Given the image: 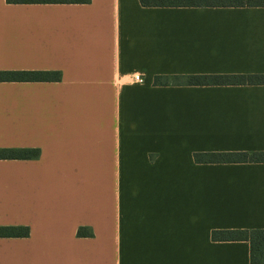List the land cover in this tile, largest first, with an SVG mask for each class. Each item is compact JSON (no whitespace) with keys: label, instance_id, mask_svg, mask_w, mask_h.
Wrapping results in <instances>:
<instances>
[{"label":"crops","instance_id":"0c3cea01","mask_svg":"<svg viewBox=\"0 0 264 264\" xmlns=\"http://www.w3.org/2000/svg\"><path fill=\"white\" fill-rule=\"evenodd\" d=\"M0 264H250L264 228V84H154L156 75L264 73V6L0 0ZM139 74L142 82L133 80ZM78 230L80 233H78Z\"/></svg>","mask_w":264,"mask_h":264},{"label":"trees","instance_id":"16d2710c","mask_svg":"<svg viewBox=\"0 0 264 264\" xmlns=\"http://www.w3.org/2000/svg\"><path fill=\"white\" fill-rule=\"evenodd\" d=\"M89 0H6L8 3H78ZM142 6L204 7V6H264V0H139ZM58 80V71H3L2 80ZM222 85V84H264V73L253 74H189L156 75L154 84ZM38 155V149H0V158H31ZM198 163L220 162H264V151L196 152ZM78 233L79 230H78ZM28 228L22 226H0V236H26ZM214 240H246L249 243L250 264H264V228H242L213 230Z\"/></svg>","mask_w":264,"mask_h":264},{"label":"built area","instance_id":"2783aa9c","mask_svg":"<svg viewBox=\"0 0 264 264\" xmlns=\"http://www.w3.org/2000/svg\"><path fill=\"white\" fill-rule=\"evenodd\" d=\"M133 80L136 82H142V77L139 74L133 75Z\"/></svg>","mask_w":264,"mask_h":264}]
</instances>
